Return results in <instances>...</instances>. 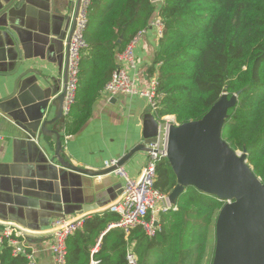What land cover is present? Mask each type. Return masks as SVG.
I'll list each match as a JSON object with an SVG mask.
<instances>
[{
    "label": "trees",
    "instance_id": "16d2710c",
    "mask_svg": "<svg viewBox=\"0 0 264 264\" xmlns=\"http://www.w3.org/2000/svg\"><path fill=\"white\" fill-rule=\"evenodd\" d=\"M156 15L165 31L150 69L151 74L159 70L161 98L154 113L174 116L182 125L203 119L224 94L230 99L240 93L222 137L233 150L247 154L264 184V0H95L77 101L65 124L68 132L75 134L87 124L118 67L117 55L149 29ZM156 173L155 188L171 194L178 179L167 158L157 162ZM177 203V211L161 216L162 231L153 239L137 228L127 240L123 230L109 228L120 219L110 211L86 219L83 230L67 241V264H128L129 245L138 264H208L224 203L193 187ZM1 248L0 264H28L24 254L13 256L8 240Z\"/></svg>",
    "mask_w": 264,
    "mask_h": 264
},
{
    "label": "crops",
    "instance_id": "0c3cea01",
    "mask_svg": "<svg viewBox=\"0 0 264 264\" xmlns=\"http://www.w3.org/2000/svg\"><path fill=\"white\" fill-rule=\"evenodd\" d=\"M14 1L0 0V11ZM18 1L10 16L0 18V223L30 233L22 237L21 245L37 264H55L50 233L53 221L88 211H109L126 182L115 172L91 176L62 167L53 160L55 138L36 135V122L47 114L52 119L55 114V108L44 104L43 98L55 81L63 86L70 22L65 37H60L66 19L73 20L74 7L71 0H29L28 6L18 10ZM9 26L18 49L5 30ZM160 41L156 30L149 29L135 49L138 68L130 75L139 89L146 87L152 76L150 69ZM20 62L18 73L8 77L6 74L15 71ZM23 73H28L23 88L13 97L14 82ZM32 85L35 88L30 90ZM149 113L143 97L103 93L79 132L71 134L67 127L62 132L67 160L85 170L108 169V162L120 160L143 142L144 118ZM148 160V153H138L123 169L130 179L137 180ZM3 228L0 226V232Z\"/></svg>",
    "mask_w": 264,
    "mask_h": 264
},
{
    "label": "water",
    "instance_id": "95a60500",
    "mask_svg": "<svg viewBox=\"0 0 264 264\" xmlns=\"http://www.w3.org/2000/svg\"><path fill=\"white\" fill-rule=\"evenodd\" d=\"M17 1L0 11V18L4 15L10 16L9 11ZM151 2L157 4L162 0ZM29 3V0H19L17 9L25 8ZM71 3L74 7V17L72 22L69 21L70 18L66 19L60 37L61 39L65 37V29L70 22L63 86L54 80L50 91L45 94L44 104H49L51 109L55 108V114L52 119L50 114L40 118L36 122L35 133L41 137L55 138L56 150L53 160H57L62 167L91 176L112 174L117 168H123L136 154L153 151L150 146L158 141L159 121L152 113L145 116L143 142L124 155L116 166L102 171H90L76 167L67 160L62 140L66 124L63 104L67 91L70 44L81 0H71ZM8 20L10 21L9 18ZM5 30L12 35L15 48L18 49L13 28L9 26ZM21 65L22 62L15 71L6 75L15 76ZM27 74H21L14 82L13 97L23 88V80ZM31 87L35 88L32 85L29 87L30 90ZM239 94L230 99L224 94L226 96L223 95L203 119L172 126L169 135L167 159L178 179V186L171 193V199L177 202L178 197L186 189L193 187L202 193L216 196L221 201H232L225 204L218 215L213 264H264V184L249 164L247 154L233 150L222 137L229 110L236 106ZM52 98L55 99L50 104ZM106 211L108 209L91 213L104 214ZM0 226L20 229L24 234H30L16 225L0 223Z\"/></svg>",
    "mask_w": 264,
    "mask_h": 264
},
{
    "label": "built area",
    "instance_id": "2783aa9c",
    "mask_svg": "<svg viewBox=\"0 0 264 264\" xmlns=\"http://www.w3.org/2000/svg\"><path fill=\"white\" fill-rule=\"evenodd\" d=\"M95 0H81L79 14L76 21V28L71 40L68 65L67 91L64 99L63 110L67 118L74 108L77 101V94L80 84L82 55L89 48L86 40V31L89 24V13ZM149 29L156 30L158 38L162 39L165 31V24L161 17H156ZM149 29L141 31L127 45L120 54L117 55L118 67L112 74L111 80L106 84L104 93L109 97H115L120 94L138 95L143 97L148 109L159 121V135L156 144L150 146L153 150L148 153L149 160L141 176L137 180L130 179L123 168H117L115 173L125 179V186L121 196L109 207V211L118 214L119 221L112 223L109 228H118L127 235V240L131 232L141 228L149 239L155 238L161 231V216L169 212L178 210V203L171 199V194L165 195L155 188L157 179L156 164L162 158H167L169 135L172 126H178L174 116H164L158 118L154 113L158 109L161 96L158 92L159 70L152 74L146 87L139 89L131 77V72L138 68L135 49L142 37ZM118 159H113L107 164V168L116 166ZM225 204L231 203L230 200L222 201ZM92 213H83L72 218L60 217L53 221L50 233L53 237L51 252L55 264H67L68 246L67 241L79 231L83 230L85 220L90 218ZM24 232L20 229L6 227L0 232V245L8 240L12 248L13 256L24 254L28 264H37L34 256L25 253L18 238L22 237ZM100 241L94 251L98 250ZM128 264H138V257L135 254L133 246L129 245L127 249Z\"/></svg>",
    "mask_w": 264,
    "mask_h": 264
},
{
    "label": "rangeland",
    "instance_id": "374dc122",
    "mask_svg": "<svg viewBox=\"0 0 264 264\" xmlns=\"http://www.w3.org/2000/svg\"><path fill=\"white\" fill-rule=\"evenodd\" d=\"M224 96H226V95H224ZM22 237H24V235ZM22 237L18 238V241L20 242V244H22V242H21V239H23ZM213 241H215L214 247L216 248V229H215V232L213 233ZM1 246L2 245H0V247ZM215 248H214V250H215ZM214 255H215V252H214ZM213 260H214V258L213 259L210 258V260H208V264H213Z\"/></svg>",
    "mask_w": 264,
    "mask_h": 264
}]
</instances>
